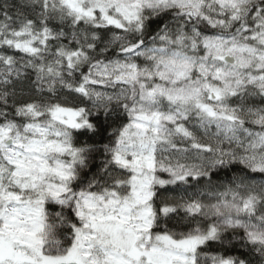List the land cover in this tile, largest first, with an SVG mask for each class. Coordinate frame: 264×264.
Masks as SVG:
<instances>
[{"label": "snow or ice", "instance_id": "obj_1", "mask_svg": "<svg viewBox=\"0 0 264 264\" xmlns=\"http://www.w3.org/2000/svg\"><path fill=\"white\" fill-rule=\"evenodd\" d=\"M0 264H264V0H0Z\"/></svg>", "mask_w": 264, "mask_h": 264}, {"label": "trees", "instance_id": "obj_2", "mask_svg": "<svg viewBox=\"0 0 264 264\" xmlns=\"http://www.w3.org/2000/svg\"><path fill=\"white\" fill-rule=\"evenodd\" d=\"M99 160H100V158H97V161H96V163H99Z\"/></svg>", "mask_w": 264, "mask_h": 264}]
</instances>
